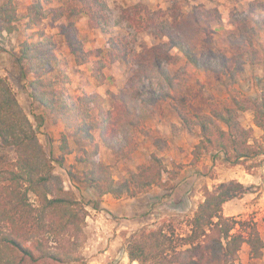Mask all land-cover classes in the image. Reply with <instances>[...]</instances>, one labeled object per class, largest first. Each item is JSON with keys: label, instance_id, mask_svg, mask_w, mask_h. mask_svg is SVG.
<instances>
[{"label": "trees", "instance_id": "1", "mask_svg": "<svg viewBox=\"0 0 264 264\" xmlns=\"http://www.w3.org/2000/svg\"><path fill=\"white\" fill-rule=\"evenodd\" d=\"M45 3L37 0L27 7L26 39L16 54L11 53L31 104L38 109L33 116L39 120L37 126L19 104L8 80L0 76V264H84L80 251L86 240L88 204L65 190L54 172L51 152L38 137L44 119L64 131L58 139L57 163L64 166L65 157L76 153L75 163L84 168L80 176L71 170L68 175L91 190L96 199L106 195L116 200L135 198L153 188L164 192L175 188L181 166L164 163L159 154L168 143L144 123L152 115L160 117L164 105L181 128L197 131L190 165L213 155L228 167L243 166L249 171L258 166L264 146L251 127L242 125L241 117L251 115L254 126L264 133V88L248 96L234 86L244 66L263 63L264 0H251L228 15L232 30L224 39L237 50L229 71L223 54L197 47L200 39L221 27L222 15L215 7L196 5L183 11L173 3L164 10L143 5L120 8L117 23L132 34H110L103 49L86 50L77 37L74 20L84 16L89 29L109 34L112 13L106 1L66 0L53 9L45 8ZM48 18L53 23L67 19L60 24L59 34L74 64L90 65V77L96 82L102 83L105 70L116 62L129 66L130 75L119 91L106 93L109 108L96 93L71 96L66 75L48 74L59 63L56 44L52 36L35 30ZM16 21L13 1L0 3V38L17 30ZM140 33L158 42L137 45L135 36ZM218 62L229 100L209 102L206 112L192 111L187 96L190 83L197 72H211L212 63ZM137 136L150 138L153 151L144 164L116 181L111 167L98 159L100 146L130 161L139 148ZM251 189L236 180L211 188L204 185L203 199L191 218L163 219L132 234L125 244L128 260L138 264H237L243 246L250 259H260L264 241L256 223L223 213L227 202Z\"/></svg>", "mask_w": 264, "mask_h": 264}, {"label": "rangeland", "instance_id": "2", "mask_svg": "<svg viewBox=\"0 0 264 264\" xmlns=\"http://www.w3.org/2000/svg\"><path fill=\"white\" fill-rule=\"evenodd\" d=\"M7 0H0L4 3ZM17 10V30L11 34L3 33L0 38V76L5 77L13 88L19 104L23 107L34 126L39 124V120L33 118L38 109L35 108L25 89V81L21 78L19 66L15 62L11 53L18 52V45L26 39L25 30V12L29 5L37 0H12ZM66 0H45L44 7L53 9L63 5ZM111 9L112 19L109 34L102 33L99 30H91L87 26V19L84 16H79L74 20L75 30L78 39L86 50L104 48L110 34L119 32L132 31L125 30L124 26H119L117 23V15L120 8H126L132 5L147 6L152 10L166 9L173 3H177L186 11L191 6L200 5L206 8H217L222 15L221 27L219 26L214 34H208L200 39L197 43L199 51L206 52L210 49L217 50L223 54L227 62V70L233 66V56L237 50L231 49L226 45L224 39L227 32H231L232 28L227 24V18L231 11L243 8L251 0H105ZM67 19L63 18L59 22L53 23L49 18L44 20L35 30H42L46 35L52 36L56 48L55 54L59 63L49 71V75L53 77H61L66 75L69 79L67 84V93L71 96H77L82 92L96 93L104 98L103 105L109 108V99L106 96L107 92L117 93L127 77L130 75V68L122 62H116L105 70L106 79L102 82H96L90 77V65L76 66L69 53V50L63 41L60 33V24L66 23ZM216 28V25L213 26ZM206 37V38H205ZM209 38V39H207ZM32 40V39H31ZM137 45H152L158 42L148 34L140 33L135 36ZM260 46L262 49L263 63L254 67L244 66L242 72L238 76V82L235 84V89L240 93L248 96H255L264 88V32L260 34ZM172 70V69H171ZM223 75L220 68V63L217 65L212 63L211 72H197L189 85L187 96L189 107L192 111L202 113L207 111L209 102L229 100L228 90L223 86ZM177 119L170 113L166 105L163 106V111L160 117L152 115L148 117L144 123L147 127L153 126L156 122L161 123L168 131V141H176L177 147L181 153V163L176 164L170 162L172 160L170 147L159 154L164 163L171 167L172 164L180 165V174L182 171L190 170L187 181L183 183V188L177 186L172 191L164 192L158 188H153L149 195L143 194L135 197L134 201L122 198L117 201L122 206V216L115 218L108 212L100 210V203L103 199H96L91 190L77 180L70 178L68 171L71 170L77 176H80L83 166L75 163V154L65 157L64 166L57 163L58 139L61 133H64L60 126L51 125L46 119L38 128V137L51 152L54 172L60 176L65 190L74 193L75 197L82 202L88 204L86 217L85 234L86 240L81 249V256L84 264H123V254L125 252V244L127 239L137 232L142 227L152 226L163 219H173L182 221L192 217L197 205L200 203L201 188L206 185L211 188L221 182L236 180L242 182L243 179L249 178L247 183H242L245 186H252L251 192L245 194L239 199H234L227 202L223 207L225 216L235 217L237 220H253L256 223L257 229L264 241V157H259L256 161V166L249 171L243 166L228 167L221 161L220 157L213 155H205L200 159L196 166L190 165L189 152L196 144L198 139L197 131L187 132L178 125L173 124ZM241 123L245 127L253 129V135L264 146V133L260 129L253 128L251 115L244 114L241 117ZM173 125L176 129H173ZM155 136L160 137L159 134ZM47 138H51L52 142H48ZM162 138V137H161ZM139 145L143 149L137 150L134 153L137 160L145 159V162L153 151L152 141L150 138L137 136ZM100 146L98 159L103 164L109 165L112 170L113 178L120 181L129 173L136 170L139 164H135L134 155L130 161H124L114 155L110 150ZM186 162V163H183ZM144 164V163H143ZM142 165V164H140ZM191 167H197L194 171ZM192 171V172H191ZM179 174V175H180ZM250 175L252 177H247ZM179 177V176H178ZM242 180V181H241ZM155 193V194H154ZM203 199V198H202ZM116 200V199H115ZM100 221V223H97ZM104 230H108L105 233ZM107 234V235H106ZM112 246V247H111ZM114 252V256L110 259L105 254L108 249ZM115 257V258H114ZM123 262V263H122ZM237 264H264V251L260 259H250L248 257V249L243 246L239 252Z\"/></svg>", "mask_w": 264, "mask_h": 264}, {"label": "crops", "instance_id": "3", "mask_svg": "<svg viewBox=\"0 0 264 264\" xmlns=\"http://www.w3.org/2000/svg\"><path fill=\"white\" fill-rule=\"evenodd\" d=\"M172 123L175 124V125H178L177 121H173ZM150 128L153 129L156 134H159L160 137H162L164 139H168V131L166 130V133L163 132L166 129V126L163 127L161 125V123L156 122ZM253 128L257 129L254 125H253ZM197 141H198V139L196 140V142ZM168 145L170 147V154H171V157H172V160H170V162H174L176 164L181 163V160H180L181 153L179 152L180 150H178V147H177L178 143L176 141H172V139H171V141L170 140L168 141ZM101 148L104 149V147H101ZM141 149H143V148H142L141 145H139L138 152ZM191 151H192V148L190 149V152H189V155H188L189 156V161L191 160ZM138 152L136 151V153H138ZM136 156L134 155L135 164H139L140 165V164L145 163V159L142 158V160H137ZM183 163H186V162H183ZM194 169H197V167L196 168L195 167H191L192 171H194ZM189 173H190V170L186 171V173H184V171L181 172V174L179 175V177L177 179V182H176L178 187L183 188V183L185 181H187V177H188ZM247 177H252V176L247 175ZM248 179L249 178H245V179H243V181L241 180L242 181L241 183H247L248 181H251V180H248ZM152 191H154V189ZM148 195H149V193H148ZM142 197H143V195H142ZM134 199L132 198V199H129V200L134 201ZM120 200H123V199H120ZM120 200H115L110 195H106V196L103 197L99 208H100L101 211H105V212L110 213L114 217V219L118 218V217L122 216V213H123L122 206H121L123 204L117 202V201H120ZM201 201H202V198L200 199V202ZM97 223H100V221H98ZM104 231H105V233L108 232V230H104ZM105 254L108 255L109 259H110V256H111V258L114 256V252L111 250V248L108 249V251H106ZM122 261L124 262V263L122 262L123 264H138L136 262H130L128 260V258H127L126 253L123 254Z\"/></svg>", "mask_w": 264, "mask_h": 264}]
</instances>
